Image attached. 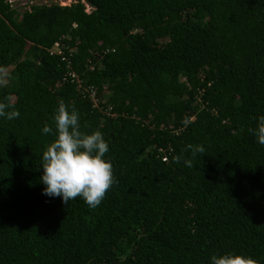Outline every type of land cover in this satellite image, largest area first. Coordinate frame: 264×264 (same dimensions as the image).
Returning <instances> with one entry per match:
<instances>
[{
    "label": "trees",
    "instance_id": "1",
    "mask_svg": "<svg viewBox=\"0 0 264 264\" xmlns=\"http://www.w3.org/2000/svg\"><path fill=\"white\" fill-rule=\"evenodd\" d=\"M22 2L0 0V264H264V0ZM60 102L109 144L95 209L43 194Z\"/></svg>",
    "mask_w": 264,
    "mask_h": 264
},
{
    "label": "clouds",
    "instance_id": "2",
    "mask_svg": "<svg viewBox=\"0 0 264 264\" xmlns=\"http://www.w3.org/2000/svg\"><path fill=\"white\" fill-rule=\"evenodd\" d=\"M19 116V111L0 102V118L13 121ZM54 123L55 128L48 124L42 128V134L55 137L42 154L40 180L44 185L43 194L59 197L65 204L80 197L95 209L115 184L112 162L105 158L109 144L100 131L82 132L79 113L63 102L55 111ZM252 131L257 142L264 146V115L258 117ZM194 151L203 153L204 148L197 146ZM172 159L179 163L184 158L181 154ZM184 163L192 167L190 160H184ZM209 264H260V261L248 255L226 252L211 255Z\"/></svg>",
    "mask_w": 264,
    "mask_h": 264
},
{
    "label": "rangeland",
    "instance_id": "3",
    "mask_svg": "<svg viewBox=\"0 0 264 264\" xmlns=\"http://www.w3.org/2000/svg\"><path fill=\"white\" fill-rule=\"evenodd\" d=\"M20 1V0H18ZM22 2V6H21V10L20 11H25L26 9H29V6L31 5H36V4H44V3H51V1H58V0H21ZM68 0L65 1V3H67ZM9 74V70L5 71L2 73V78H0V83L1 84H5L7 83V76Z\"/></svg>",
    "mask_w": 264,
    "mask_h": 264
},
{
    "label": "built area",
    "instance_id": "4",
    "mask_svg": "<svg viewBox=\"0 0 264 264\" xmlns=\"http://www.w3.org/2000/svg\"><path fill=\"white\" fill-rule=\"evenodd\" d=\"M65 1L66 0H58V1H55V2H57L62 7H67V6H70V5L74 4V3H77V0H68L67 3H65ZM87 11L88 12L90 11L89 7L87 8ZM49 52H50V55L61 54L62 53V45L59 42H57L54 45V47ZM72 77L74 78V76H72ZM76 82L79 84L78 80ZM79 87H80V85H79ZM92 97L93 98L95 97L93 92H92Z\"/></svg>",
    "mask_w": 264,
    "mask_h": 264
},
{
    "label": "water",
    "instance_id": "5",
    "mask_svg": "<svg viewBox=\"0 0 264 264\" xmlns=\"http://www.w3.org/2000/svg\"><path fill=\"white\" fill-rule=\"evenodd\" d=\"M88 12V11H87Z\"/></svg>",
    "mask_w": 264,
    "mask_h": 264
}]
</instances>
